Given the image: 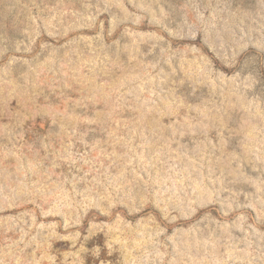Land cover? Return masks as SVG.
I'll use <instances>...</instances> for the list:
<instances>
[{
	"label": "rangeland",
	"instance_id": "obj_1",
	"mask_svg": "<svg viewBox=\"0 0 264 264\" xmlns=\"http://www.w3.org/2000/svg\"><path fill=\"white\" fill-rule=\"evenodd\" d=\"M0 264H264V0H0Z\"/></svg>",
	"mask_w": 264,
	"mask_h": 264
}]
</instances>
